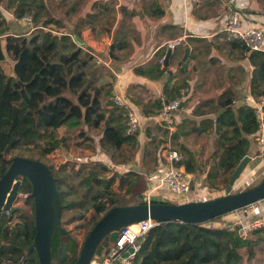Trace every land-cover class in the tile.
Masks as SVG:
<instances>
[{"label":"trees","instance_id":"trees-1","mask_svg":"<svg viewBox=\"0 0 264 264\" xmlns=\"http://www.w3.org/2000/svg\"><path fill=\"white\" fill-rule=\"evenodd\" d=\"M87 1L0 0V7L12 13L16 19L28 13L37 26L53 24L66 28V23L71 24L70 29H65L68 34H55L36 28L28 36H17L8 31L7 17L0 9V177L14 156L45 163L58 191L61 224L77 222L76 227H79L85 222L88 230L84 239L110 207L130 203L126 198L133 193L134 202L143 198L148 190L145 177L149 169L145 164L151 162L148 158L149 147L142 157L146 169L142 174L132 169L122 173L111 172L106 162L96 159L82 163L77 169L72 167L70 171L65 170V164L54 169L46 160L56 149L68 152L72 148L68 139L83 136V139L93 143V137L85 133L98 128L100 134L97 143L100 148L108 152L123 151L125 148L130 150L128 158L113 162L116 165L130 161L139 146L138 131L126 133L127 110L113 104L114 75L109 73L111 80L103 81V73L108 69L94 62L91 53L77 46L76 39L80 38L84 29H94L99 22L102 24L97 10H109L108 4L94 1L90 11L86 12ZM112 14L113 11H109V15ZM116 34L117 31L108 48L109 56L113 61L126 60L117 54L126 43L117 39ZM231 44L236 45L242 53L249 54L253 66L250 94L258 101L264 97V50L251 51L239 39H231ZM165 53L162 50L156 54L157 59ZM6 59L13 63L11 74H7L3 68ZM164 64L160 65L157 60L150 61L144 66L135 67L134 73L159 79L166 72ZM185 85L179 84L176 79L165 83L164 98L180 95V89ZM129 91L126 92L127 99L140 104L143 115L159 111L160 98L141 104L135 101V93ZM228 93L218 97L215 120L205 119L199 126L191 128L194 134L210 128V134H214L211 139L213 162L203 172L201 179L212 191L218 188L220 181L227 185L236 164L248 154L250 143L247 136L254 135L257 128L253 106L239 107L236 116L232 109L235 95ZM183 126V123L177 124L176 131L171 135L173 141L187 132L183 131ZM60 128H64L68 135L58 137ZM150 138L154 139L152 135ZM88 142L81 141L78 145L87 147L90 146ZM173 144L180 156L175 165L186 174L197 175L202 165L199 163V168L196 167L193 152L183 143ZM156 149L155 146V152ZM14 151L15 154H12ZM158 156L159 153L153 156L155 164ZM106 173H110V176L106 177ZM18 178L21 180L18 192L27 193L23 201L29 206L30 216L18 212L0 213V264H39L36 251L28 249L35 233L31 185L27 178ZM115 182L118 190L123 191L121 196L113 190ZM15 218L19 221L14 224ZM239 229L237 223L220 226L160 221L140 240L134 264H241V250L251 263L256 257V250L264 243V226L255 229L246 239L239 236ZM62 241L68 244L63 259L56 251ZM111 244L105 238L98 246L96 255H101ZM79 250L69 231L65 235L57 232L51 246L52 264H73Z\"/></svg>","mask_w":264,"mask_h":264},{"label":"crops","instance_id":"crops-1","mask_svg":"<svg viewBox=\"0 0 264 264\" xmlns=\"http://www.w3.org/2000/svg\"><path fill=\"white\" fill-rule=\"evenodd\" d=\"M94 1L108 4L109 10H97L98 19L102 24L105 22L104 27L99 22L94 29L90 27L84 29L80 38L76 39L77 46L91 53L95 60L102 56L106 61L101 65H104L114 75L113 90L116 85L125 95L130 90L129 93H135V101L141 104H146L155 98L162 99L164 97L163 88L167 82H173L176 79L179 84H186L180 89L183 102L181 101L180 109L176 112L175 120L177 124L183 123V131L187 132L181 134L177 140H172V143H183L193 154L194 151H198V163H201L202 168L196 174L201 180L203 172L213 162L211 139L214 134H210L211 128L198 134L192 133L191 128L199 126V123L205 119L215 120L218 115L214 112L218 107V97L223 93H234L233 105L236 102L241 103L237 111L239 107L253 106L255 102L250 94L253 66L249 61V54L242 53L236 45L231 44V40L227 39L223 31L225 16L218 9L219 0H199L198 3H193L192 0H88L85 7L86 12L90 11ZM228 1L241 14L243 29L258 26L264 31V0ZM111 10L113 16L109 15ZM7 21L8 31L13 35L28 36L32 32L20 19L12 16ZM65 25L70 29V23ZM116 31V38L126 43L117 54L126 60L113 61L109 56L108 48ZM181 35L186 36L185 43L170 53L166 72L161 78L150 79L134 73L135 67L156 61V54L162 50L167 52V41ZM185 48H188V56L186 61L179 65ZM7 61L11 63V70H4L7 74H11L13 63L8 59L4 62ZM182 67L185 68L180 71ZM132 85L135 86L130 89ZM128 101L132 104L134 111L142 116L138 133L139 146L133 158L124 164L116 165L110 161L108 156L109 162H105L111 169L121 168L127 171L137 168L142 174L141 169L146 171L142 157L149 147L148 158L151 162L146 163L145 166L149 169L146 177L150 181L152 175L159 169L164 170L167 165L162 148L164 139L159 142L167 133L153 122V117L157 113L143 115L140 104ZM105 107L110 109L107 105ZM150 135L154 137L153 140ZM247 138L250 143L247 155L252 157L255 151L254 135L250 134ZM155 146L158 149L156 152L159 153V160L156 164L153 160V156L157 155L154 150ZM261 171H264V164L258 159H252L235 182L233 190L239 184V180L244 179L245 181L253 172ZM200 183L201 181L198 184ZM194 184L182 202L220 196L218 189L209 191L207 195L193 192ZM165 191L164 188L160 189L154 195L167 199L169 194H165ZM262 214H264V199L254 206L226 213L222 215L223 217L213 219L212 222L213 225L220 226L235 223L245 225L251 218ZM262 248L264 249V245ZM253 261L263 264L264 256L262 259L256 253Z\"/></svg>","mask_w":264,"mask_h":264},{"label":"water","instance_id":"water-1","mask_svg":"<svg viewBox=\"0 0 264 264\" xmlns=\"http://www.w3.org/2000/svg\"><path fill=\"white\" fill-rule=\"evenodd\" d=\"M169 55L170 52L167 51L164 62L166 67L168 66ZM187 56L188 48H185L184 56L179 65L186 61ZM240 104V102H236L232 106L236 116L237 108ZM194 157L196 167L199 168L198 151H194ZM251 160L252 158L249 155H245L236 164L224 188V194L218 197L175 203L157 195H150L148 200L143 196L140 201L135 203L110 207L90 229L73 264H90L96 255L100 243L105 238L110 242H114L119 230L127 224L145 219H153L158 222L206 223L226 213L263 200L264 173L261 181L256 185L239 192H233L235 182L240 178ZM137 170V168H134V171ZM141 172L144 173V169H141ZM21 176L27 178L31 185L33 201L35 233L28 249L36 251L39 264H52L51 246L54 235L57 232L65 235L66 230L60 222L61 206L54 177L45 163L23 156H14L12 158L11 163L0 177V213H22V208L14 204L21 182L18 177ZM147 187L151 188L150 181L147 183ZM18 221L19 219L16 218L14 224ZM67 246V242L62 241L56 250L62 259L66 254ZM131 251L132 248H129L128 252Z\"/></svg>","mask_w":264,"mask_h":264},{"label":"built area","instance_id":"built-area-1","mask_svg":"<svg viewBox=\"0 0 264 264\" xmlns=\"http://www.w3.org/2000/svg\"><path fill=\"white\" fill-rule=\"evenodd\" d=\"M192 2L198 3L199 0H192ZM218 9L225 16L223 31L227 39H239L251 51L264 50V31L262 27L253 26L243 29L241 27V14L228 0H219ZM20 20L26 24L30 31L36 28H42L55 34L67 33L63 28H58L53 24L46 26L35 25L32 16L28 13H24ZM185 37V35H181L168 40L166 43L167 51L171 53L178 46L185 43ZM96 61L101 64L105 63L100 58L96 59ZM157 62L162 65L165 62V55H161L157 59ZM117 86L118 85H116V87L114 86L113 90V104L127 110L126 133H134L136 131L139 133L142 116L134 111L126 95L120 92ZM182 99L181 93L173 98L165 99L163 97L161 99V107L153 117L155 125L163 128L167 133L162 147L163 156H165L167 160V165L164 170L159 169L152 175L150 179L151 188L144 193L147 200L150 195L156 194V189L159 188L158 190H160L164 188L167 190V194H169V197L166 199L167 201L182 202L187 193L191 190L193 183L199 180L198 175L186 174L181 167L175 165V163L179 161L180 156L178 151L171 147V135L177 129L175 115L180 109ZM253 108L257 122V128L254 134L256 152L250 157L252 159H258L264 164V97L255 101ZM26 196L27 193L18 192L17 198L19 197L23 200ZM258 202L251 203L246 207L254 206ZM158 224L159 222L153 219H145L127 224L119 230L116 240L112 242L109 248L101 255H95L92 262L94 264H134L136 253L140 249V240L153 226ZM263 226L264 214L251 218L245 225L241 224L238 234L242 239H246L255 229ZM129 248H132L131 252H128ZM124 254L126 255L124 256ZM92 262L90 264H92Z\"/></svg>","mask_w":264,"mask_h":264},{"label":"rangeland","instance_id":"rangeland-1","mask_svg":"<svg viewBox=\"0 0 264 264\" xmlns=\"http://www.w3.org/2000/svg\"><path fill=\"white\" fill-rule=\"evenodd\" d=\"M54 3H57V2L54 1ZM0 9L3 11V13L7 17V19L8 18L9 19L12 18V13H10V12L7 13L2 8V6L0 7ZM13 18H15V17L13 16ZM64 26L66 27L67 25H64ZM65 29L66 28H64V30ZM99 58L102 61H106L104 58H102V56L99 57ZM9 61H11V60H9ZM94 62H97V61L94 59ZM3 66H4L3 68L6 71H10L11 70V63L10 62H8V61L7 62H3ZM107 71L108 72L103 73V77H102L103 81H110L111 80V77H110L111 72L109 70H107ZM64 134L68 135L67 131L64 128H60L58 130V137H61ZM85 134L86 135L89 134L91 137H93V143L92 142H88L85 139H83V136L82 137L73 138V139H68V141H71L72 148L68 152L63 151V149H56L55 151H53L50 155H48L46 157L47 162L50 163L51 165H53L54 169H57L58 167H60L61 164H65V170L70 171L72 169V167H74V169H77V168L80 167V165L82 163H85L86 161L88 162V161L96 159V160H101V161H104V162L105 161L109 162V160L107 158V156H108L111 159L110 161L119 162V161H121L123 159L128 158L129 155H130V150L128 148H125L123 151L114 150L113 152H110V151L108 152V151H105L102 148H100L98 146V143H97V139L99 138V134H100V128L89 130ZM166 137H167V134L165 136H163L162 140L166 139ZM81 141L82 142H88V144L90 146L85 147L83 144H81V145L79 144L78 145V143H80ZM171 147L173 149L177 150L175 148V144H173L172 141H171ZM98 151H100V152H98ZM12 154H15V151ZM119 164H122V163H118V165ZM113 171H118L119 173L124 172V170H122L121 168H118V169L112 168L111 172H113ZM263 173H264V171L253 172L250 176L247 177V180H245V181H244V179L239 180L240 182H238L239 184L235 186L233 192H239L241 190H244V189H247L249 187H252V186L256 185L257 183H259L261 181ZM105 175H106V177H108V176H110V173H106ZM145 178H146V181L148 183L149 181L147 180V177H145ZM199 181H201V180H196V182L194 184L195 189L193 190V192H195V191L198 192V193L201 192V194L204 193V195H207L209 193V191H211V190L209 189V187H206L207 185L205 186V184H203L202 181H201L200 184H198ZM217 187H218L217 188L218 189V193L220 195H223L224 194L225 184H223V182L220 181V182L217 183ZM113 190L118 192L120 194V196L123 193V191L118 190L117 182H115V184L113 185ZM158 191L159 190H156L155 192L157 193ZM165 194H167V190L165 191ZM134 195L135 194L133 193V194H130V195L127 196L126 199H128L130 201V203H128V204L135 203L133 201ZM171 202H175V201H171ZM175 203H177V202H175ZM14 204L15 205H19L22 208V210H23L22 213H25L26 215L30 216L29 206L26 205L25 201H23L22 199H20L18 197V198H16V201L14 202ZM221 217H223V216H221ZM212 221L213 220H210V221H208L206 223H208L210 225H213ZM61 225L66 231L70 232V234L76 240V242H77V244H78V246L80 248L82 243H83L84 236H85V234H86V232L88 230V225L85 222H84V224L82 226H79V227H76L77 222L76 223H71V224L63 223ZM262 244L264 245V243H262ZM257 250H259V251H256V253L260 257H262V259H263L264 249L262 248V246L259 247V249H257ZM241 253H242V256H243V261H242L241 264H257L254 261L249 263V261L247 260V255L244 252V250H241Z\"/></svg>","mask_w":264,"mask_h":264},{"label":"bare ground","instance_id":"bare-ground-1","mask_svg":"<svg viewBox=\"0 0 264 264\" xmlns=\"http://www.w3.org/2000/svg\"><path fill=\"white\" fill-rule=\"evenodd\" d=\"M92 264H93V262H92Z\"/></svg>","mask_w":264,"mask_h":264}]
</instances>
